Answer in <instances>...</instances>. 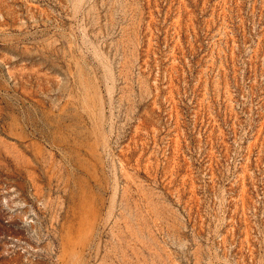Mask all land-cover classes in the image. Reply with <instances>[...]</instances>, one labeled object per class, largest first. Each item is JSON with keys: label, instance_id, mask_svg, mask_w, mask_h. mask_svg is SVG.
<instances>
[{"label": "rangeland", "instance_id": "1", "mask_svg": "<svg viewBox=\"0 0 264 264\" xmlns=\"http://www.w3.org/2000/svg\"><path fill=\"white\" fill-rule=\"evenodd\" d=\"M0 264H264V0H0Z\"/></svg>", "mask_w": 264, "mask_h": 264}]
</instances>
